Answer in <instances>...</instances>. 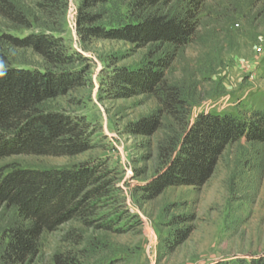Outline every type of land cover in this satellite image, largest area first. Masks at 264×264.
<instances>
[{"label": "rangeland", "instance_id": "obj_1", "mask_svg": "<svg viewBox=\"0 0 264 264\" xmlns=\"http://www.w3.org/2000/svg\"><path fill=\"white\" fill-rule=\"evenodd\" d=\"M79 1L57 2L51 14L37 0H18L30 24L27 29L0 17V33L22 37L42 31L60 37L72 55L68 66L55 67L31 49L3 42L0 65L78 72V85L44 105L84 118L91 142V149L74 156L5 157L0 170L60 169L90 162L103 164L107 172L105 194L97 199L90 223L72 220L43 234L38 253L22 264H56L55 254L74 258V264H209L264 255V146L245 139L232 142L203 184L167 187L144 198L141 188L161 167L158 146L169 128L178 130L177 124L162 116L150 135L129 131L130 124L156 110V98H109L100 81L112 68L140 66L149 47L83 40L75 28ZM200 8L195 35L177 52L165 77L188 100L186 119L192 122L202 111L241 116L264 109V0H200ZM9 218L11 211L0 205V231ZM178 232L186 235L178 244L177 239L167 244Z\"/></svg>", "mask_w": 264, "mask_h": 264}, {"label": "trees", "instance_id": "obj_2", "mask_svg": "<svg viewBox=\"0 0 264 264\" xmlns=\"http://www.w3.org/2000/svg\"><path fill=\"white\" fill-rule=\"evenodd\" d=\"M63 0H37L48 13ZM60 4V3H59ZM200 0H80L75 17L77 34L83 39L125 41L137 48L149 47L137 68H112L100 81L109 98L153 95L156 110L130 124L129 131L150 135L162 116L172 118L178 130L169 128L158 146L160 169L145 187L151 199L167 187L197 186L212 174L225 147L240 139L264 146V109L246 114L199 112L189 122L188 100L180 87L165 82L177 52L195 35ZM18 0H0V17L17 20L29 28ZM16 29V28H14ZM51 28L50 31H59ZM46 32L25 36L0 33V42L28 48L55 67L73 63L60 37ZM78 72L53 73L32 66L0 65V160L13 155L74 156L91 149L89 124L84 118L49 110V100L79 84ZM103 164L90 162L60 169L14 167L0 170V205L11 218L0 231V264H22L35 256L43 234L68 221L89 224L97 199L105 194ZM102 182V183H101ZM186 232L167 241L178 244ZM180 236V237H179ZM54 255L56 264H74ZM209 264H264V255L234 262Z\"/></svg>", "mask_w": 264, "mask_h": 264}]
</instances>
